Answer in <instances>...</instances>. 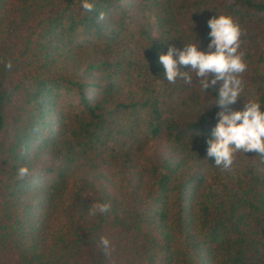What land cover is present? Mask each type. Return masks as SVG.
Segmentation results:
<instances>
[{"label":"trees","instance_id":"obj_1","mask_svg":"<svg viewBox=\"0 0 264 264\" xmlns=\"http://www.w3.org/2000/svg\"><path fill=\"white\" fill-rule=\"evenodd\" d=\"M81 2L0 0V264H264V158H207L222 109L158 63L231 15L264 99V0Z\"/></svg>","mask_w":264,"mask_h":264},{"label":"clouds","instance_id":"obj_2","mask_svg":"<svg viewBox=\"0 0 264 264\" xmlns=\"http://www.w3.org/2000/svg\"><path fill=\"white\" fill-rule=\"evenodd\" d=\"M81 7L92 11V0H82ZM104 18V13L99 14ZM209 41L206 49L198 39L181 44L179 48L168 44L167 52L160 51L158 63L164 78L169 83L178 80L191 85L193 79L198 81L199 93L203 96L210 94L215 101L214 107L198 106L206 117L213 108L222 109L215 113V123L210 134L205 138L206 157L212 158L214 164L223 169H231L236 153H255L264 158V99L247 93V84L242 74L248 65L244 54L239 52L241 28L231 15L216 14L207 20ZM5 68L12 67L10 62ZM219 91L216 95V86ZM248 96L247 100L244 99ZM237 101L242 102L239 108H231ZM211 120L213 117L207 116ZM29 174L27 166L20 167L17 176L23 178ZM111 207L108 202H96L92 213H105ZM110 241L101 237V244L108 250Z\"/></svg>","mask_w":264,"mask_h":264},{"label":"rangeland","instance_id":"obj_3","mask_svg":"<svg viewBox=\"0 0 264 264\" xmlns=\"http://www.w3.org/2000/svg\"><path fill=\"white\" fill-rule=\"evenodd\" d=\"M108 190H109V192H111V193L114 194V195H117V196L120 195L119 187H117V186H115V185H110V186L108 187Z\"/></svg>","mask_w":264,"mask_h":264}]
</instances>
